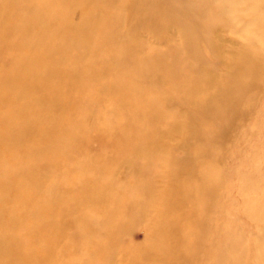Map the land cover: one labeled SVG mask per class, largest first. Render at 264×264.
I'll list each match as a JSON object with an SVG mask.
<instances>
[{
    "label": "bare ground",
    "instance_id": "1",
    "mask_svg": "<svg viewBox=\"0 0 264 264\" xmlns=\"http://www.w3.org/2000/svg\"><path fill=\"white\" fill-rule=\"evenodd\" d=\"M263 87L264 0H0V264H264V159L238 186L255 236L203 253Z\"/></svg>",
    "mask_w": 264,
    "mask_h": 264
},
{
    "label": "rangeland",
    "instance_id": "2",
    "mask_svg": "<svg viewBox=\"0 0 264 264\" xmlns=\"http://www.w3.org/2000/svg\"><path fill=\"white\" fill-rule=\"evenodd\" d=\"M226 35L229 38H232L236 41H240L241 38L237 33L227 32ZM149 35L146 34V40L143 44V53L149 54L153 51L152 42L153 40ZM161 51L165 50L167 53H174L173 49L167 47H160ZM209 61H213L212 54H206ZM221 73H225L223 67H220ZM247 111V116L244 120L238 123L230 124V130L225 141L226 153L223 160V167L225 170L224 178V190L221 194V207H218L221 211L218 215L212 216L211 219V228L208 235V240L204 242L203 253L206 256L210 252L217 250V246L221 245L224 241L225 234L220 231L219 227L229 224L230 226L237 224L240 226L245 235L250 239L253 238L257 232L256 225L251 222L242 211L243 203L242 196L238 191V186L242 184V179L240 174H250L255 176V170L250 168L251 163L256 161H263L264 157L259 152L264 149V87L261 89V94H259L255 100L254 104ZM90 148L98 151L101 147L100 141L94 139L90 143ZM223 154V153H222ZM145 165L148 162V159L145 158ZM154 169H150L152 174ZM119 178L123 177L122 173L118 174ZM224 192V193H223ZM241 202V203H239ZM223 213V214H222ZM228 214V215H227ZM227 215V220H225ZM229 222V223H228ZM151 225V222H141L136 225L129 237H127V242H134L138 244H147L148 240V229ZM24 231L19 232L20 235H23ZM214 246L213 251L211 247ZM129 259L127 258V253L120 254L118 257L117 264H128ZM207 263V258H206ZM251 263V262H250ZM249 263V264H250Z\"/></svg>",
    "mask_w": 264,
    "mask_h": 264
}]
</instances>
